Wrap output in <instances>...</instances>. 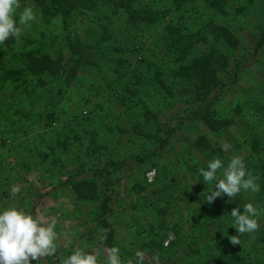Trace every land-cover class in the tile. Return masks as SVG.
Segmentation results:
<instances>
[{
  "label": "rangeland",
  "instance_id": "rangeland-1",
  "mask_svg": "<svg viewBox=\"0 0 264 264\" xmlns=\"http://www.w3.org/2000/svg\"><path fill=\"white\" fill-rule=\"evenodd\" d=\"M218 1L221 10L209 6L205 0H184L180 9L174 10L173 0H132L133 5L170 11L153 24L132 25L125 21V16L119 10H113L110 2L103 6L102 0H95L96 5L101 7L98 9L100 11L88 9L80 13L73 11L69 18L71 35L87 42L90 46L94 47L96 41H99L102 25L106 26L110 33L111 38L99 41L97 53L94 54V48H86L96 63L90 65V70L79 69L70 83L65 87H60V90L58 86H54L53 81L51 83L48 81V84L44 86L29 84L27 87L23 85L16 87L14 82L4 83L2 81L3 84L0 82V137L5 136V133L6 138L11 137L5 143L0 141V210L7 208L9 204H15L25 212L49 223L52 220L57 222L55 228L58 236L56 254L42 258L40 264H62V260L72 255L77 248L95 254L99 252L95 243L90 242L80 246V239L76 238L85 227L93 225V214L97 204L92 201L78 200L68 185L58 189L53 188V185L65 180L68 171L78 169L83 160L86 161H83L86 167L91 162L95 163V159L92 160L90 154L86 152L91 139L89 129L94 127L98 134L97 142L108 147L105 154L109 152L112 156L126 157L135 151L150 152L157 144L148 135L142 136L141 134L152 133L157 129L158 135H163L167 126H175L178 123L179 117L176 114L179 111H181L180 117L187 115L184 111L185 99L190 95L191 87L186 80L174 77L172 74L178 65L174 49L178 45V42L174 41L177 37L176 33L188 31L212 37L210 27L206 26L213 22L226 26L237 36L238 45L235 48H229L219 40L208 38L206 41L198 40L191 49L192 52L197 53L206 50L209 46H215L222 53H227L229 57L231 53H234L236 57L243 59L242 69L232 90L224 95L220 104L230 114L235 113V109L238 108L239 114L234 116L235 123L226 132L219 136L209 134V139L214 146L220 147L221 151L218 154H222L223 160L227 162L235 155L247 157L250 152L251 139L257 138L261 144H264V46L254 52L256 40L264 24V0ZM20 4L21 8L17 10V23L19 12L25 6H29L28 4L35 6L36 18L24 28L19 43L10 37L5 45H0V66L10 67L14 64L19 66L20 59L17 53L24 47L27 49L38 47L49 52L53 57L60 55L63 62L68 59L69 52L64 46L66 32L62 28L60 18L57 15H43L38 9L39 6L36 7L35 0H20ZM114 44L126 46L129 51H114L112 49ZM116 58L123 61L120 65V69L125 71L122 79L128 80V75L132 72L142 77V85L138 92L125 101V104L109 94L114 89H108V82L116 75L112 70ZM220 75L224 76L223 73ZM80 77L84 79L79 81ZM155 77L171 85V96H164L163 88L161 92H157L155 87L158 85L157 88H160L161 86ZM120 86H117V89ZM196 104L197 101L190 103L193 107ZM52 113V118L55 119L50 124ZM81 113L91 118L87 122L84 121L89 128L88 135L85 134L86 132L78 131L80 127L72 132L75 128L71 123L73 122L71 115H81ZM136 121L139 125L132 128ZM115 124L123 127L124 131H119L114 126ZM201 130L208 132L204 127ZM74 135L79 138H73ZM64 136H69L67 142L69 152L56 153L53 151L48 158L43 157L47 151H50L47 144L55 145L56 139L61 140ZM184 144L188 145V142ZM14 151L18 158L14 155ZM187 152V148L183 146L174 147V149L167 146L158 154L162 156L157 155L155 158L156 167L161 171L156 183L159 182L160 186L166 184L168 187L174 185L172 187L173 200L167 207L166 219L170 223V229L164 232L163 243L165 245L170 240H174L175 233L171 228L174 223L185 225V222L190 220L193 224L196 221L204 224L205 221H209L207 215L204 216L206 212L204 215L199 214L202 204L198 205L193 199L186 200V196L182 193L186 185L191 186L197 193L206 188L207 184L203 178L188 173V181L182 182L181 186H176L175 182L170 181L172 176L177 178L181 174H187L184 162L182 167L177 166L180 159L182 161L188 159L190 163L204 159V162L208 163V159L203 158L202 155L194 151L187 155ZM22 155H25L27 160L31 157L34 161H31L34 163L31 169L23 170L18 164L21 161L20 158L25 157ZM255 163V157L252 155L245 159V164L250 165L253 171H256L253 166ZM35 164L39 165L40 171L37 167L35 168ZM149 165H152V162L135 168L127 164L114 175L112 186L117 196L114 193V202L111 204L122 226L132 224L130 216L133 215H136L141 220L139 223L145 226L146 220H142L146 217L143 216L145 206L140 204L141 209L138 207L137 210L129 208L132 215L126 212L120 213L118 208L131 206L134 200L130 199H134L135 195H128L127 190L124 194L121 190L128 188L134 179L141 178L142 171H146L143 176L146 179L147 173L152 171V180L147 179V181H154L156 167L148 168ZM164 171H168V174L166 175ZM14 184L20 188L16 197L10 194V188ZM37 193L45 194L38 200L37 206L32 209L31 205L37 201ZM121 195L128 197L122 200ZM149 196L155 195L149 194ZM229 200L236 208L240 207L241 213L246 203H252L258 210L262 208V212L259 211L258 230L241 236L240 249L250 262L247 264H264V196L260 199L257 192L243 190L241 195L233 199L229 198ZM163 202L159 200V205L165 204ZM110 217L115 219L114 216ZM211 228L214 229L212 232L217 234V223ZM181 231L182 241L187 245L191 241L189 235V233L192 234L191 229L186 226ZM124 233L117 234L119 238H124L123 235H126ZM235 235L238 233L236 232ZM125 238L127 241L129 237ZM103 250L102 253L106 254V249ZM187 251L191 254L190 260L194 263L221 264L217 258L219 249L213 246L208 238L200 240L198 244H190ZM179 263L181 260L177 258L176 260L170 258L159 260V264ZM32 264H38V262L32 261ZM144 264H155V262L144 260Z\"/></svg>",
  "mask_w": 264,
  "mask_h": 264
},
{
  "label": "trees",
  "instance_id": "trees-1",
  "mask_svg": "<svg viewBox=\"0 0 264 264\" xmlns=\"http://www.w3.org/2000/svg\"><path fill=\"white\" fill-rule=\"evenodd\" d=\"M35 1L37 2L36 7L39 6L38 9L43 15H57L60 18L62 28L66 32L64 36V46L67 47L69 52L68 59H65L63 62L60 55L58 57H53L49 52L43 51L38 47H30L29 49L24 47L22 51L17 53L20 59L19 66L15 64L10 65V67L0 66L2 72L0 82L1 84H3L2 81H4V83L14 82L13 84H15L16 87L19 85L27 87L29 84L44 86L48 84V81L50 83L53 81L54 86H58L60 90V87H65L70 83L79 69L87 71L90 70V65L96 64L95 61H93V56L86 48H94L95 54L98 52L97 49H99V41H104L107 38H111V36L107 27L102 25V33L99 36V41H96L93 47V45H88L87 42L80 40L69 32V18H71L73 11L78 13L86 9L100 11L98 9H101V7L96 5L97 3L95 0ZM102 1L103 6L110 2L113 6V10H119L120 13L125 16V21L132 25H137L139 23L145 25L153 24L158 21L161 16H165L170 12L168 9L159 11L149 6L133 5L132 0ZM183 1L184 0H173V9H180ZM205 2L209 6L221 10L218 6V0H205ZM28 5L31 6L30 4ZM206 27H210L213 34L212 37H207L202 33L198 34L188 31L185 33H176L177 37L174 41L178 42V45H174V49L177 54L175 60L178 65L175 70H173L172 74L174 77L186 80L191 87L190 95L185 99L184 111L187 112V115L180 117L181 111H179V113L176 114L179 117L178 123L175 126H167L164 129L163 135L160 134L159 136V131L157 129L152 133L141 134L142 136L148 135V137L152 138L154 142L157 143L150 152L135 151L131 152V154H128L126 157L112 156L109 152L105 154V150H107L108 147L106 148L102 143L97 142L98 134L94 130V127L89 129L84 122L89 121L91 118L87 115L83 116L82 113L81 115H71L73 118V122L71 121V123L75 128L72 132L77 131L78 127H80L78 131L86 132L85 134L88 135L87 130H90L91 139L86 148V152L90 154L92 160L95 159V163L91 162L88 164V167H86V163H84L86 161L83 160L84 162L82 161L80 163L78 169L75 171H68L65 180L59 181L53 185V188L58 189L61 186L68 185L76 194L78 200L92 201L97 204V208L93 214V225L91 224L89 227H85L83 231L79 232L76 238L80 239V246L90 242L95 243L99 249V252L96 253L98 264H103V261L106 260V254H104V252L102 253V251H104L103 249L113 246L119 247L122 260L128 258L135 260V252L140 250L145 253V260L151 263L155 262L153 257L159 254V260L163 258L176 260L177 258L181 260L179 264H202L194 263L190 260L191 254L187 251V247H190L192 243L198 244L200 240L205 238L211 240L213 246L219 249L217 258L221 264L250 263L247 256L244 255L245 253H242L240 249L241 244L232 245L229 241V237L236 234V229L232 227L234 222H232V217L230 215L231 211L236 208L235 205H232V201L229 200L227 195L217 197L211 204L206 202V196L214 187V184H207L206 182L207 187L203 188L198 193L189 185H186L182 193L186 196V200L189 201L193 199L198 205L202 204V207L199 209V214L204 215L206 212L204 216L207 215L209 221H205L204 224L197 221L193 224L190 220L185 222L187 228L191 229L192 232V234L189 233L191 241H189L187 245H185V242L182 241L181 238L183 237L181 235V230H184L186 226L179 225L178 222L174 223L171 227L175 233L174 240H170L166 245L163 243L165 237L164 232L170 229V223L167 221L166 216L168 214L167 207H169L170 201L173 200L172 187H174V185L168 187L166 184L160 186L158 185L159 182L156 183L161 173L156 167V156L161 153V151H164L167 146H171L172 149H174V147L183 146L187 148V155L194 151L202 155L203 158L208 159V161L215 157H219L223 160L222 154H218V152L221 151L220 147H216L212 144L209 139V134L219 136L221 133L226 132L227 129L235 123L234 116L239 114L238 108L235 109V113L230 114L227 113L220 104L224 95L232 90V86L242 69L243 59L236 57L234 53H231V57H229L227 53H222L215 46H209L206 50L197 53L191 51L193 45H195L198 40L206 41L208 38H214L221 43L223 42L224 46L235 48L238 45V38L226 26L214 24L212 22ZM197 35L199 36L197 37ZM256 41L254 52H257L264 46V24L261 27ZM171 43L174 42L171 41ZM112 49L117 52L129 51L128 47L120 44H114ZM114 63L115 65L112 70L116 75L114 79L108 82V89L114 90H112L111 93L109 92V94L117 101L125 104V101L138 92L142 85V77L140 74L132 72L128 75V80H124L122 78L125 71L122 70V68L120 69V65L123 64V61L120 58H116L114 59ZM221 73H223L224 76H221ZM81 79L84 78H78L79 81H81ZM155 79H158V77H155ZM157 83L161 86L160 88H157L158 85L155 87L157 92H161V88H163L164 90L162 92L164 96L172 95L171 85L165 83L162 79H158ZM117 86H120V88L117 89ZM195 101H197V104L194 107L191 106L190 103H195ZM145 112H147V108H145ZM50 116V124H52L55 118H52L53 113L50 114ZM138 125L139 122L136 121L132 125V128H136ZM114 126L118 128L119 131H124L123 127H119V124H115ZM202 127L208 132H203L201 130ZM187 132H189L190 135H188L189 133ZM5 136H7L6 133ZM5 136L0 137L2 143L9 141L7 139H11V137L6 138ZM74 137H76V139L79 138L77 135H74L73 138ZM68 139L69 136H64L61 140L56 139L55 145L47 144L49 146L47 148H49L50 151H47L45 155L42 154L43 157L48 158L53 151L56 153H59V151L69 152ZM186 142H188V145L184 144ZM249 148L250 152L248 156L243 158L245 161V159L251 155L255 157L256 163L253 166L256 171L250 169V165L247 164L246 169L257 178L256 182L260 186V191L257 193L259 198L262 199L264 196V144H261L259 139L254 138L251 139ZM13 153H15V151ZM76 154L79 155L78 153ZM180 154L184 155L183 153ZM14 155L17 154L15 153ZM39 155L42 157L40 153ZM159 156L161 157L162 154L158 155V157ZM16 157L18 158V155ZM31 159L32 158L29 157L28 161L25 156L24 158H20L21 161L18 164H20L23 170L31 169V167L34 166V163H32L34 161ZM246 161L248 162V160ZM150 162H152V165H149L148 168L156 167L154 181L148 182L146 177H143L146 171H142L141 178L134 179L128 188H122L121 190L123 193L127 190L128 195H135L134 199H130L134 200L131 206L128 205L120 207V209L118 208L120 213H130V209L137 210L140 204L145 206L143 209V216L146 217L142 218V220H146L145 226L139 223L141 220L137 218L136 215L130 216V221H133L132 224L122 226L119 224L120 218L116 217L117 215L111 204V202H114V193H116L117 196V192L113 191L112 186L114 183V175L120 172L127 164L135 168L140 165L150 164ZM183 162L186 164L184 169L187 174H181L177 178L172 176L170 180L175 182L176 186H181V183H184L185 180L188 181V173L203 178L200 175L199 169L207 168V162H204V159L200 161L196 160L192 163H190L188 159L185 161L180 159L177 166L182 167ZM223 162L225 166L228 163L225 160H223ZM36 167L40 171L38 164H35V168ZM164 173L167 175L168 171H164ZM221 173L222 170L218 172V175ZM40 174L42 175V172ZM149 188H151V191H149ZM242 191L243 190H241L238 195H241ZM4 194H6V192ZM44 194L45 193L36 194L37 201L35 203L33 202L31 205L32 209L37 206L38 200H40ZM149 194L155 196H149ZM121 197L122 200L124 198L126 200L128 196L121 195ZM154 198L156 201L153 200ZM159 200L164 201V206L159 205ZM118 201L120 204L119 199ZM240 211L242 212L241 209ZM259 211L262 212V208L258 210V212ZM130 215H132V213H130ZM110 216H114L115 219H111ZM188 222H190L189 225ZM215 223H217L218 226L217 234H214L212 232L214 229L211 228ZM86 231L87 234L85 235ZM123 232H125L124 234L126 235H123L124 238H119L117 233L122 234ZM125 237H129L127 241Z\"/></svg>",
  "mask_w": 264,
  "mask_h": 264
},
{
  "label": "clouds",
  "instance_id": "clouds-1",
  "mask_svg": "<svg viewBox=\"0 0 264 264\" xmlns=\"http://www.w3.org/2000/svg\"><path fill=\"white\" fill-rule=\"evenodd\" d=\"M20 8V0H0V45H5L10 37L19 43L24 28L35 20L34 6H25L19 12L17 23V10ZM221 170L222 173L218 175ZM199 172L207 184H214L206 196L209 204L224 195L233 199L241 190L253 193L260 191L257 178L247 171L245 161L239 155L230 157L226 166L221 158L215 157L208 161L206 169L200 168ZM19 192L17 185L11 186L12 197H16ZM230 215L234 218L232 227L238 233L229 237L232 245L241 244V236L259 228V212L252 203L244 204L243 213L237 207ZM56 223L55 220L49 223L25 212L15 204L0 210V264H32V261L40 264L42 258L55 255L58 239ZM144 260L145 253L140 250L135 252V260H122L119 247L113 246L106 249L103 264H144ZM153 260L159 264V254ZM62 264H98V257L95 253L77 248L72 255L62 260Z\"/></svg>",
  "mask_w": 264,
  "mask_h": 264
},
{
  "label": "built area",
  "instance_id": "built-area-1",
  "mask_svg": "<svg viewBox=\"0 0 264 264\" xmlns=\"http://www.w3.org/2000/svg\"><path fill=\"white\" fill-rule=\"evenodd\" d=\"M152 174H153L152 171H150V172L147 173V179H148V181H151L152 180Z\"/></svg>",
  "mask_w": 264,
  "mask_h": 264
}]
</instances>
